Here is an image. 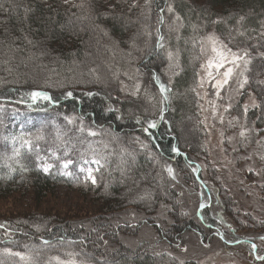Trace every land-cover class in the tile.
Here are the masks:
<instances>
[{
    "label": "trees",
    "instance_id": "16d2710c",
    "mask_svg": "<svg viewBox=\"0 0 264 264\" xmlns=\"http://www.w3.org/2000/svg\"><path fill=\"white\" fill-rule=\"evenodd\" d=\"M48 3L50 5L43 0H0L3 4L0 7V145L8 155L3 157L5 160L0 159V201L16 193L29 195L13 202L28 216L1 223L3 249L0 253L4 254L5 248L25 254L31 250L36 262L39 261L36 257L42 255H49L48 261L53 260L52 257L67 261L71 258L67 254L75 253L74 258L84 264H188L166 253L158 255L151 246L134 251L121 247L117 230L108 232L110 223L106 216L128 207L147 211L141 213L152 216L163 206L171 207L177 214L179 191L170 186L165 162L179 171L189 170L191 159L186 150L196 151L202 146L196 128L195 133L193 129L188 131V123L197 118L201 39L214 26L228 47L238 44L236 50L248 48L253 57L248 71L254 66L264 70V58L259 56L264 52V36L260 35L264 32V0H81L68 2L63 7L58 0H48ZM169 5L174 9L172 13L166 11ZM166 12L167 31L163 29L164 23H159ZM176 15L181 17L180 21L175 20ZM241 16L245 19L238 25ZM157 29L164 37V47L159 49L156 47ZM237 29L245 34L237 35ZM231 37L235 39L229 43ZM118 41L125 52L113 47L112 43L117 47ZM96 42L102 48L108 47L101 62L89 60ZM169 52L174 56L171 63L178 67L174 66L171 73L166 74L163 67L169 70ZM103 71H115L116 83L108 87L100 81L103 85L86 91L87 85L82 81L88 80L84 76L91 80L92 74L96 77ZM154 74L170 89L167 100L153 80ZM50 80L60 87L48 82ZM137 84L140 88L136 95L126 100L119 98L118 85L124 86L126 93H133ZM34 91L46 93L51 102L43 98L34 101L29 95ZM261 112L263 117L264 107ZM70 118H73L72 123H69ZM151 119L157 122V129L143 131ZM62 120L72 128L68 129ZM80 120L90 125L97 135L89 136L87 131L88 140L83 139L84 135L78 133V129L75 131V127L83 124ZM102 128H106L110 137L114 135L116 141L118 137L131 152H120L117 145L104 149L103 143L111 141L100 133ZM70 131L73 139L79 135L76 141L81 143L74 148L76 151L68 147L72 137L62 135ZM60 135L63 137L57 139ZM25 140L31 143V150L27 145L22 147ZM173 146L179 155L172 151ZM14 148L20 149L19 156H14ZM92 149L109 161L107 167L93 173L94 186L85 179L86 171H80L81 167H96L83 164V157L91 158ZM68 159L73 163L65 169L63 162ZM44 164L52 165L47 173L43 171ZM140 182L145 190H139ZM57 184L83 185L89 193L94 191L99 212L104 216L93 220L92 230L97 227V220L104 217L106 228L101 241H85L89 234L83 235L84 231L82 233L72 221L60 220L59 209L43 210L41 205L54 199ZM199 184L203 187L201 182ZM36 202L39 209L33 205ZM181 214L173 217L180 219L179 223L167 228L165 234L160 233L162 241L181 242L188 231L199 241L202 228ZM61 224L64 226L59 227ZM207 232H212L211 227ZM42 239L51 244L43 245ZM18 243L28 247L16 248L14 244ZM112 244L117 245L116 251L110 250ZM7 258L12 263L19 259Z\"/></svg>",
    "mask_w": 264,
    "mask_h": 264
},
{
    "label": "rangeland",
    "instance_id": "374dc122",
    "mask_svg": "<svg viewBox=\"0 0 264 264\" xmlns=\"http://www.w3.org/2000/svg\"><path fill=\"white\" fill-rule=\"evenodd\" d=\"M43 1L49 4L48 0ZM58 1L62 2L63 7L68 2L78 3L81 0ZM167 20L168 14L166 12L163 26L165 31L168 29ZM144 31L146 34L147 31ZM210 34H214L221 40L215 32L214 26L209 28L206 31V35L201 39V47L203 46L206 52L201 53L200 66L197 71V118L196 121L192 120L188 123V131L193 129L195 133L194 128H196V134L200 136L202 146H198L199 148L196 151L191 148L189 149L192 152L189 149L186 150L191 159V164H188L189 170L185 168L186 170L179 171L174 165L165 162L167 168L171 167L173 169V176L175 177L169 176L170 186L174 190L179 191L176 198L177 202H179L178 208L176 206V215L181 212L188 220L194 221L196 223L195 226L200 225L199 227L202 228L201 232H199L201 238H198L199 241L196 240V236L188 231L184 235V240L181 241L177 238L181 242L173 244L172 242L166 241V243L162 241L163 239L159 237L160 233L165 234L166 232L164 231L167 228L180 222V219H173L176 215L171 210V207L168 206L161 207L152 216L145 215L144 213H148L147 211H140V209H133V207H128L115 214L108 213L109 215L106 216L110 223L108 232L112 233L117 230L116 234L119 242L123 245L121 247L134 251L141 247L151 246L154 253L158 255L161 253L169 254L178 258L182 263L264 264V239H260L264 237V160L260 159V156L264 155V115L263 117L260 116L262 113L261 109L251 107L252 97H255L257 102L264 107V83H258L264 82V70L260 66H254L250 71L245 72L249 83L243 89H239L237 77L234 74L229 84L220 90V95L217 97V90L213 87L215 80L209 81L201 68V65L205 64L207 58L212 55L210 45L207 43V36ZM117 43V47L115 42L114 44L112 43L113 47L116 50L120 49L121 52H125L123 44L120 41ZM237 47L238 44L232 48L233 51H238L236 50ZM107 48L106 46L102 48L100 43L96 42L89 60L91 62H101L102 57H105L108 53ZM163 69H165L166 74L171 73V70L165 67ZM242 70L243 66L241 65V68L237 69L236 72L238 73ZM114 73L115 71H103L100 74H96V77L92 74L91 80L85 75L84 79L88 80L82 81L87 85L85 90L97 89L103 85L102 83L112 87L117 81ZM73 75L76 76L78 73H73ZM162 79L164 80V78ZM100 81L102 83H99ZM48 82L60 87L54 84L52 80ZM97 85L99 86L97 87ZM118 89V96L122 100L131 97L132 92L126 93L127 89L124 86L118 85ZM213 104L215 105V115L213 114ZM245 104L249 105L247 119H245L244 115L243 106ZM226 108L228 109L227 111H225ZM109 109H112L111 106H109ZM251 114L255 116L249 117ZM148 115L152 117L150 112ZM62 121L68 129L72 128L70 124L65 123L64 120ZM80 121L83 124H80L78 128L75 127V131L78 129V133L84 135L83 139L88 140L86 137L87 131H94V129L89 127L90 125L85 124V121ZM151 121L154 120L151 119ZM81 127L84 128L83 132L80 131ZM243 128L252 129L248 133L247 138H242L239 135ZM155 129L157 127L151 130ZM100 133L111 141L103 143L104 149H109L111 145H117L118 147L120 146V152L122 150L131 152L130 149L123 147L124 142H120L118 137V141H116L114 135L110 137L106 128H102ZM112 134L114 133L112 132ZM62 135L73 139L71 131ZM62 135H60V138L63 137ZM76 137L68 146L73 151L81 143L76 141ZM257 141H260V143L258 144ZM145 143L148 145L146 141ZM4 151L3 145H0V159L2 160H5L4 156H8ZM248 156H251V159L245 158ZM93 166L95 165L93 164ZM249 167L253 169L252 172L248 171ZM128 181L129 179L127 183ZM199 182L202 183L203 187ZM91 184L94 186L96 183ZM72 185L76 184H71V187L57 184L54 188V199H49L48 203L41 205V207H44L43 210L51 207L59 209L60 220H66V223L72 221V223H76L73 225L82 229V233L84 231L83 235L87 236L89 234V237L84 239L85 241L90 239H95L97 242L98 240L101 241L100 236H102L106 228L103 224L104 217L97 220L99 223L92 230L95 226L93 225V220L97 219V216H104L102 212H99L98 202L93 195L94 191L89 193L83 185L81 187H73ZM138 188L139 190H145L142 182L138 184ZM29 193L31 194V192ZM28 196V194L22 196L16 193L14 197L6 201H0V225L5 220L21 219L28 216L20 206H16L13 203L14 200L19 202L24 200L23 197ZM202 204L203 207H201ZM33 205L38 209L40 207L37 202ZM153 224L155 227L152 226ZM58 226L63 227L64 224ZM210 227L212 232L209 233L207 231ZM52 228L54 229V227ZM37 230H41V228L37 227ZM14 245L16 248L24 249L27 244L21 245L18 243ZM253 245H255V249H253ZM1 247L0 244V251L3 249ZM116 249L117 245L112 244L110 250L116 251ZM57 250L64 251L62 249ZM48 256H35L39 259L38 262L34 261L35 264H56L55 260H50L51 262L46 260ZM0 257L2 258L0 261H3V264H23L20 259H16V263L9 262L8 256L1 253Z\"/></svg>",
    "mask_w": 264,
    "mask_h": 264
},
{
    "label": "snow or ice",
    "instance_id": "6c2138e0",
    "mask_svg": "<svg viewBox=\"0 0 264 264\" xmlns=\"http://www.w3.org/2000/svg\"><path fill=\"white\" fill-rule=\"evenodd\" d=\"M0 7H3V4H0ZM4 10L6 12L9 11L8 8H5ZM161 11H163V9H161ZM167 11L169 13H172L174 11V9L171 5H169L167 8ZM244 19L245 18L243 16H241L239 18V20L237 21V24L242 25V22L244 21ZM175 20L180 21L181 17L179 15H176ZM217 22L218 21H214V23H217ZM159 23H161V24L164 23L163 17L160 18ZM171 30H175V29H171ZM236 31H237V35H239V36H243L245 34L243 31H240V29H237ZM260 35L264 36V32H262ZM234 39H235V37H231V39L229 40V43H231V40H234ZM163 40H164V37L162 35H159V29H157L156 47L158 49L164 47V45L162 43ZM207 43H208V45H210V51H211L212 55L207 58L205 64L201 65V68H202L205 76L208 78L209 81L215 80L213 87L217 90L216 91L217 97H219V95H220V90L229 84V81L233 78L234 74L237 77L239 89H243L244 86L249 83V79L247 76H245V72H247L249 70V65L252 63V59H253V57L249 53L248 48L245 47V48L239 49L238 51H233L232 48L228 47V44H225L223 41H221L214 34H210L207 36ZM205 52H206V49L202 46L201 47V53L203 54ZM259 56L264 58V52L259 53ZM168 59L170 61L169 66H168L169 70H171L174 66L178 67V65H174L173 63H171L174 60V56H173L172 52L168 53ZM241 65L243 66V70L237 73L236 70L240 69ZM222 69H223V71H221ZM152 78H153V80H155L156 84L159 86L160 92L163 95L164 100H167L168 99L167 93L170 91V89L167 86H165L163 83H161L159 76L154 74ZM258 83H264V82H258ZM139 88H140V86H139V84H137L136 85V91L133 92L132 95H136L137 92L139 91ZM29 95L31 96V98L34 101L36 98H43V99L51 102V98L46 93L34 91V92H31ZM68 95L71 96V93H68ZM243 107H244L245 119H247V113L249 111V105L245 104ZM251 107L254 109H261L262 104L258 103L257 100L255 99V97H252ZM213 109H214L213 114L215 115V105L214 104H213ZM227 110L228 109L226 108L225 111H227ZM162 111H163V109H162ZM161 118H163V117H161ZM69 123H72L71 119H69ZM156 126H157L156 121H149L147 128H144L143 131L147 132L148 129L155 128ZM80 131L83 132L84 128L81 127ZM250 131H252V129L243 128L240 131L239 135L242 138H247V135ZM88 135L89 136H95V135H97V133L95 131L88 130ZM37 139H42V137H37ZM57 139H60V137L58 136ZM257 143L259 144L260 141H257ZM24 145H27L29 150H31L32 145L29 141H27V140L23 141L22 147ZM89 147L91 148V145ZM172 151L175 152L177 155H179L178 149L175 146L172 147ZM13 152H14V156L20 155V149L14 148ZM65 155L67 156V152H65ZM82 157H83V154H82ZM245 158L251 159V156H248ZM260 159L264 160V155H261ZM72 163H73V161L71 159L64 161L63 162V168L67 169L69 167V165H71ZM108 163H109V161H108V158L106 156L99 154L96 149H92L91 158L89 159L87 157H83V164H86V165H93L94 164L96 167L95 168H93L91 166H89L87 168L81 167L80 171L81 172L86 171L87 175L85 176V179L90 180L93 184H95L96 178H95L93 173L99 172L102 168L107 167ZM122 163H123V161H122ZM51 167H52V165H50V164H44L43 171L47 173ZM167 171H168L169 176H173V169L171 167H168ZM248 171L252 172L253 169L251 167H249ZM121 172L123 175L124 170L121 169ZM64 174L70 175L71 173H64ZM173 178H175V177L173 176ZM201 207H203V204L201 205ZM0 227H3V226L0 225ZM221 238L223 239V237H221ZM260 239H264V237H261ZM41 243L43 245H46V246L51 244L50 241L45 240V239H42ZM25 247L27 248L28 246L25 245ZM205 247H207V245H205ZM253 249H255V245H253ZM4 254L7 256L18 257L21 261H23V264H35V262L33 260V256L31 254V250L27 254H25V253H21L19 251H13L11 249L5 248ZM67 255L69 257H71L67 261L61 260L59 257H52L51 259L55 260L56 264H84L83 261L78 262L74 258L77 254L68 253ZM0 264H3V261H0Z\"/></svg>",
    "mask_w": 264,
    "mask_h": 264
}]
</instances>
